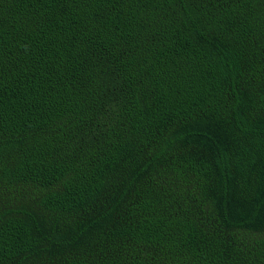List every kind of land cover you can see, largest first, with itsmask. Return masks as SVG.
Listing matches in <instances>:
<instances>
[{
	"label": "trees",
	"instance_id": "trees-1",
	"mask_svg": "<svg viewBox=\"0 0 264 264\" xmlns=\"http://www.w3.org/2000/svg\"><path fill=\"white\" fill-rule=\"evenodd\" d=\"M0 264H264V0H0Z\"/></svg>",
	"mask_w": 264,
	"mask_h": 264
}]
</instances>
